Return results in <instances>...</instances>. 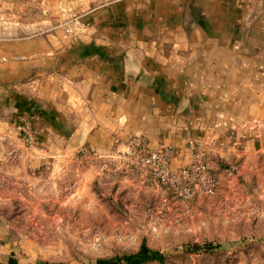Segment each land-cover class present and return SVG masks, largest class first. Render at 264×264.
I'll return each mask as SVG.
<instances>
[{
	"label": "crops",
	"instance_id": "crops-1",
	"mask_svg": "<svg viewBox=\"0 0 264 264\" xmlns=\"http://www.w3.org/2000/svg\"><path fill=\"white\" fill-rule=\"evenodd\" d=\"M81 18L0 51L5 78L21 80V140L28 130L39 153L79 143L105 158L142 137L172 147L173 168L192 140L216 171L235 157L264 172V139L243 129L264 119V0H113Z\"/></svg>",
	"mask_w": 264,
	"mask_h": 264
},
{
	"label": "rangeland",
	"instance_id": "rangeland-1",
	"mask_svg": "<svg viewBox=\"0 0 264 264\" xmlns=\"http://www.w3.org/2000/svg\"><path fill=\"white\" fill-rule=\"evenodd\" d=\"M111 1L0 0V51L16 42L62 37L67 28L76 31L86 12ZM4 62L0 57V66ZM5 77L0 69V260L264 264V172L241 167L235 157L219 172L206 155L214 194L197 191L184 199L128 157L102 158L63 142L39 153L34 136L26 130L21 140L16 127L27 116L15 98L21 80ZM207 243L218 247L185 248Z\"/></svg>",
	"mask_w": 264,
	"mask_h": 264
},
{
	"label": "built area",
	"instance_id": "built-area-1",
	"mask_svg": "<svg viewBox=\"0 0 264 264\" xmlns=\"http://www.w3.org/2000/svg\"><path fill=\"white\" fill-rule=\"evenodd\" d=\"M243 129L259 138L264 135V121L257 119L248 121L243 125ZM28 135L31 136L30 133ZM126 146L127 151L124 153L126 157L158 176L160 184L177 196L190 199L197 191L209 196L214 194L216 180L205 174L207 169L206 152L199 142L192 140L187 142L191 161L188 166L178 167L175 170L171 169L175 150L170 146L159 150H150L142 137L129 139Z\"/></svg>",
	"mask_w": 264,
	"mask_h": 264
},
{
	"label": "trees",
	"instance_id": "trees-1",
	"mask_svg": "<svg viewBox=\"0 0 264 264\" xmlns=\"http://www.w3.org/2000/svg\"><path fill=\"white\" fill-rule=\"evenodd\" d=\"M218 246H213L211 243H207V244H204L202 246L200 245H197V244H194L190 247H185V248H191L192 251L196 252V251H199L201 249L205 250V251H210V250H213L214 248H217Z\"/></svg>",
	"mask_w": 264,
	"mask_h": 264
}]
</instances>
